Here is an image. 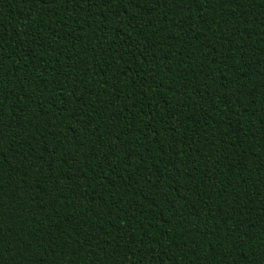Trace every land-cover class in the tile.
<instances>
[{"label": "trees", "instance_id": "16d2710c", "mask_svg": "<svg viewBox=\"0 0 264 264\" xmlns=\"http://www.w3.org/2000/svg\"><path fill=\"white\" fill-rule=\"evenodd\" d=\"M0 264H264V0H0Z\"/></svg>", "mask_w": 264, "mask_h": 264}]
</instances>
